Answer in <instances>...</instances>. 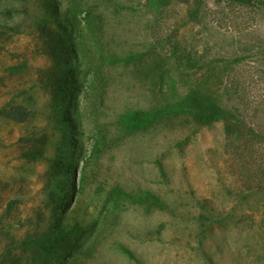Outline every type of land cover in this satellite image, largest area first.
<instances>
[{
    "label": "rangeland",
    "instance_id": "obj_1",
    "mask_svg": "<svg viewBox=\"0 0 264 264\" xmlns=\"http://www.w3.org/2000/svg\"><path fill=\"white\" fill-rule=\"evenodd\" d=\"M52 1L67 18L51 21L49 0H0V254L61 223L74 251L31 264H264V192L242 178L255 157L238 164L224 121L121 122L198 88L243 106L228 70L264 77V0H205L196 20L180 0ZM241 109L264 130V112Z\"/></svg>",
    "mask_w": 264,
    "mask_h": 264
},
{
    "label": "trees",
    "instance_id": "obj_2",
    "mask_svg": "<svg viewBox=\"0 0 264 264\" xmlns=\"http://www.w3.org/2000/svg\"><path fill=\"white\" fill-rule=\"evenodd\" d=\"M170 0H147V5L152 9H160ZM186 4H192L190 8L189 16L192 20H196L201 15V9L205 0H180ZM217 2H226L236 7H251L254 6L255 0H215ZM263 1V0H258ZM58 3V4H57ZM49 0L47 3V15L51 18V21L59 22L63 18H67L68 15L64 14L59 2ZM264 4V3H262ZM217 18L220 13L215 14ZM237 16L233 15L234 19H230L231 22L236 20ZM226 19H229L226 17ZM47 23V22H44ZM57 42V41H56ZM140 60V56L131 54L127 58V62H133L137 64ZM235 63L234 61L230 64ZM233 67V66H230ZM151 70V67L148 66ZM247 69V68H245ZM242 69V70H245ZM229 71L228 79L229 86L231 87V94H234L243 106H225L213 92L203 89H193L189 93L179 94L178 96L168 98L164 103L152 109H136L130 110L124 113L121 122L123 127L128 131H135L139 129H146L160 122L161 120H167L176 116L192 117L198 124H210L216 121H224L227 143L226 146L233 152L234 158L237 159L238 164L245 157H255L256 164L251 161L242 162L248 171H251L253 165L258 168L257 176H251L243 174L244 185L248 189L257 188L259 193L264 192V130L256 128L250 124L245 118L241 108L254 109L257 112H264V77L246 74L236 73V69L232 68ZM60 82L62 79H59ZM13 119L18 121H24L27 117V112L23 114L20 112V106L14 107L8 112ZM245 170V171H247ZM158 201V200H157ZM207 218L206 216H202ZM73 228H76L73 227ZM70 229V228H69ZM65 228L61 223H57L51 230L43 233H31L27 237L10 236L9 242L6 248L3 250V254H0V264H16L22 260L26 264H31L30 254H35L37 259L43 253H54L59 249H67L65 252L71 253L75 247H65L63 241L66 239V235L73 229L69 230ZM9 232L6 231V224L4 216L0 215V236L5 235L9 237ZM19 252V253H18ZM22 254L29 255L26 259L22 258ZM39 255V256H38ZM19 256V257H18ZM47 262H45L46 264Z\"/></svg>",
    "mask_w": 264,
    "mask_h": 264
}]
</instances>
